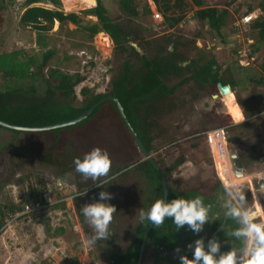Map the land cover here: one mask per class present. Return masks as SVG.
<instances>
[{
    "label": "rangeland",
    "instance_id": "obj_1",
    "mask_svg": "<svg viewBox=\"0 0 264 264\" xmlns=\"http://www.w3.org/2000/svg\"><path fill=\"white\" fill-rule=\"evenodd\" d=\"M39 1L33 6L53 8L44 0ZM58 1L60 10L74 13L82 26L95 22L93 17L82 13L93 7L95 0L92 5L91 0ZM99 1L110 19L124 22L117 0ZM183 2L182 19L173 28H168L162 21L157 5H152L148 0H135L138 14L144 7L149 10V14L138 15L132 20L133 27L144 30L140 33L142 44L171 34L173 40L185 45L176 49L183 56V66L201 55L213 58L221 70L229 68L235 86L225 96H220L216 87L195 92L191 82L176 88L175 107L158 121L149 154L162 172L168 170L165 178L167 187L177 192L192 188L205 191L215 182L225 191L216 173L231 184L235 171L241 169L245 179L236 183L243 187L247 201L251 205L253 193H256L259 203L264 206V116L257 115V103L264 98V85H255L250 81L258 77L263 48L255 51L253 65H238L236 51L248 47L251 50L255 36L250 25L241 29L231 26L234 19H239L248 11L258 10L259 0H202L204 7L228 11L221 37L194 18L195 7L189 0ZM0 5V55L20 51V60L23 55L39 63L44 50L53 51L40 76L26 80H4L0 74V91L33 85L36 93L41 95L45 89L44 80L51 69L79 77L80 82L74 87L73 104L77 107L83 100L82 89L97 94L110 91V81L120 73L124 57L115 52L105 34L98 33L90 39L86 31L69 23L61 28L53 23L50 31L42 34L46 45L43 49L35 43V32L19 23L25 0H0ZM155 11L160 15V20L152 16ZM176 13L173 11V14ZM257 16H260L259 10L255 14ZM130 46L141 53L137 44L132 43ZM168 50H172L171 45H168ZM145 54L149 58L148 53ZM177 80L171 79L166 84L171 86ZM191 92H195L196 99L190 97ZM211 96L216 98L212 99ZM104 112L101 110L86 123L44 132H17L0 128V158L9 155L10 163L7 175L0 183V264H72L73 259L75 264H109L106 256L98 254L95 247L86 245V240L93 235V229L83 215L82 220H79L71 204L77 189L84 188V184L96 185L94 183L99 181L84 180L80 174L76 175L72 163L75 158L83 159L94 148L108 152L112 160L109 174L115 173L112 176L116 178L99 190H96V186H90V189L86 187L87 191L82 190L86 194L77 203L80 207L81 204L84 206L97 202L101 191L112 194L113 199L104 202L114 205L117 210L110 225L114 246L116 250L122 251L131 244L140 222L139 211L148 210L151 187L144 172L138 169V165L143 162L142 156L118 119ZM217 118L223 120L222 125L216 123ZM212 128H224L227 132L225 158L228 167H215L213 153L196 136ZM5 147L6 150L1 152ZM231 157H236L234 164ZM179 158L183 161L173 167ZM259 182L263 183V188H258ZM35 202L42 209L12 217L14 212H20ZM260 211L264 218V207ZM56 229H60V232L56 233ZM206 234L203 232L201 238H205ZM226 236L223 230L216 237L221 247L227 241ZM185 250L187 243L181 245V251ZM175 254L173 258H177L178 262L173 264H180L179 256L184 254ZM185 255L189 259L193 258L192 253ZM163 256L164 252L155 254L146 251L142 254L140 264H155Z\"/></svg>",
    "mask_w": 264,
    "mask_h": 264
},
{
    "label": "trees",
    "instance_id": "obj_2",
    "mask_svg": "<svg viewBox=\"0 0 264 264\" xmlns=\"http://www.w3.org/2000/svg\"><path fill=\"white\" fill-rule=\"evenodd\" d=\"M44 1L53 8L46 9L33 6L36 3H40L39 0H25V7L19 17L20 25L35 32V43L37 46L43 49L46 48L42 34L49 32L54 22L57 23L58 28L69 23L77 29H82L88 33L90 39L98 33H103L112 43L115 52L124 57L120 73L110 81V91L106 94L92 93L87 89H82L83 100L81 105L77 107L73 104L75 100L74 87L80 82L79 77L51 69L48 71L47 79L44 80L45 89L41 95L36 93L33 85H28L26 88H6L0 91L1 122L20 127L53 125L72 120L99 100L105 97H113L122 108L126 121L141 141L144 149L151 153V143L156 136L153 131L158 121L170 114L174 109L176 88L191 82L194 88L193 91L198 92L206 87H215L216 83H220L221 85H227L230 92H232L235 86L229 74V68L226 67L221 70L213 58H204L201 55L197 60H190L183 66V56L176 49L183 48L185 45L173 40L171 34L158 37L151 42L144 41L145 43L142 44L140 33L144 30L141 27H133L132 20L136 19L138 15L145 16L149 14V10L144 7L141 13L138 14L135 0H117L119 10L124 15L123 23L110 19L100 1L95 0L92 8L82 12L86 16L95 19V22L88 24V26H82L79 18L74 13L61 11L58 0ZM152 1L157 5L161 12L162 21L168 28H173L180 22L184 8L183 0H173L172 2L171 0ZM189 1L195 7L194 18L199 22L205 23L211 31L221 37V29L225 25L228 11L204 7L202 0ZM233 1L236 0H230V2ZM158 2H161V4H158ZM92 4L93 0L90 2V5ZM257 8L260 16H257L249 26L255 36V43H253L251 51L256 53L255 51L263 48V52L258 64V77L250 79V81L255 85H264V0H259ZM173 11H177L176 15L173 14ZM104 41L108 44L106 38H104ZM132 43L137 44L141 52H147L149 58L140 56L135 49L130 47ZM168 45L172 46L171 51L168 50ZM18 55H21L20 51L0 55V74L4 80L8 78L26 80L30 77L40 76L42 68L53 55V51L44 50L41 53V61L39 63H36L31 57H24L23 55L20 60ZM176 78L178 80L173 85L168 86L166 84L167 81ZM195 92L190 93L192 99L197 98L194 94ZM101 110H105L104 114L116 117L125 134L133 142L120 121L112 102L103 103L78 124L86 123L96 117ZM222 121L218 120V118L216 119V123L221 125L223 124ZM182 161V158L177 159L173 167ZM72 163L71 166H73ZM138 169L144 172L150 183L149 209L156 200L162 199L160 181L156 172L146 161L140 163ZM112 174H109V176H112ZM163 174L166 178L168 170H164ZM99 182H102V180L95 183ZM83 186L84 188L77 189L78 193L92 185L84 184ZM197 196L203 199L205 205H211L209 223L205 224L203 231L197 234V237H194V232L189 230L187 225L178 230L171 219H166L164 224L158 228L152 225L142 254L146 251H152L155 254L166 251L168 256L158 258L155 264H173L177 261V258H173L175 249L179 248L181 250L183 242L194 243L197 238H201L203 232H207L204 238L206 244L208 237L220 226L222 219L225 217V209L222 207L223 203H221L225 197V191L220 187V184L215 182L209 189L205 188V191H201L200 188H192L185 192H177L167 187L166 202L176 198L191 200ZM220 197L222 198L219 199ZM78 200V198H74L72 202L76 215L81 221L82 213L77 203ZM11 209H15V207H11ZM147 224L148 221L139 222L131 244L124 250H116L114 236L112 235L107 241H98L95 245V251L100 255L106 256L109 264H136L139 246ZM236 227L238 225L234 220L226 219L224 227L213 236L216 238L219 233L223 232V229L226 232L227 241L221 247L222 252H227L231 249V243L228 240L239 245L238 241L228 235L229 231ZM55 231L56 233L60 232V229ZM181 252L183 254L192 253L188 248L187 251ZM72 262V264H75L74 259ZM66 264H70V262Z\"/></svg>",
    "mask_w": 264,
    "mask_h": 264
},
{
    "label": "clouds",
    "instance_id": "obj_3",
    "mask_svg": "<svg viewBox=\"0 0 264 264\" xmlns=\"http://www.w3.org/2000/svg\"><path fill=\"white\" fill-rule=\"evenodd\" d=\"M243 112V111H242ZM223 134V130H220ZM75 171L84 180H101L97 187L109 185L115 176H109L112 168V160L106 150L94 148L81 158H75ZM245 179L243 170L235 171V178L230 185L225 186V199L222 207L225 209V218L236 222L238 227L229 231L228 235L239 242L234 244L231 240V249L221 252V242L213 237L205 245L204 238L196 239L194 243L188 244L187 248L192 252L193 258L187 255H180V264H264V218L257 199V194L253 193L252 204L247 201L243 187L236 183ZM82 193L81 196L85 195ZM113 199L112 194L107 191L99 193V201L86 204L81 207V213L86 222L93 229V235L86 240L88 247H95L98 241H107L113 233L110 225L117 212L116 207L109 201ZM211 205H205L203 199L197 196L187 200L183 198L172 199L165 202V199L156 200L147 210L139 211V221H148L154 227H160L166 219H171L178 230L186 225L195 234L203 231L205 224L209 223V212ZM224 230V229H223ZM180 249H175L177 254Z\"/></svg>",
    "mask_w": 264,
    "mask_h": 264
},
{
    "label": "water",
    "instance_id": "obj_4",
    "mask_svg": "<svg viewBox=\"0 0 264 264\" xmlns=\"http://www.w3.org/2000/svg\"><path fill=\"white\" fill-rule=\"evenodd\" d=\"M215 87H216L220 96H225L227 94H230V90H229L227 85H221L220 83H216ZM211 98L215 99L216 96H211ZM105 102H112L114 104L119 119L121 120L122 124L124 125L125 129L127 130L128 134L130 135V137L132 138V140L136 146L137 151L139 152V154L143 158V161H146L152 167V169L156 172V174L158 175L161 190H162V199H165V202H166L167 184H166V179H165L163 172L156 165L152 156L144 149L141 141L138 139V137L136 136V134L134 133V131L131 129L128 122L126 121V119L123 115L122 108L120 107L117 100L113 97H105V98L99 100L98 102L93 104L91 107H89L86 111H84L82 114H80L78 117H76L72 120H69V121H65V122H61V123H57V124H53V125L41 126V127H20V126L10 125V124H7V123L0 121V128H4L7 130H11V131H17V132H44V131H48V130L63 128V127L71 126V125H74L76 123H79V122L85 120L93 110H95L97 107H99L100 105H102ZM258 188H263V183L259 182ZM225 221H226V218H223L220 226L209 236L208 240L213 238V236L216 233H218L224 227ZM151 227H152V225L149 224V222H148V224L145 228V231L143 233L142 239H141L136 264H140V262H141L143 248H144L145 241H146L147 235H148ZM208 240L206 241V244H205L206 246H207Z\"/></svg>",
    "mask_w": 264,
    "mask_h": 264
},
{
    "label": "built area",
    "instance_id": "obj_5",
    "mask_svg": "<svg viewBox=\"0 0 264 264\" xmlns=\"http://www.w3.org/2000/svg\"><path fill=\"white\" fill-rule=\"evenodd\" d=\"M148 2L152 5H155L152 0H148ZM152 16L155 19L160 20V15L155 11ZM256 19L255 14L253 13H247L239 17V19H234L231 22V26L234 29H241L243 26L250 25L254 20ZM237 56V63L240 66H250L253 65L255 62V53H252V51L248 48H242L238 51H236ZM257 115L264 116V109L260 110ZM220 130H223V134H220ZM196 136L201 138L205 144L208 146L209 150L213 153L214 157L217 159V161L222 162L223 157L225 156L226 151V141H227V132L224 128H212L209 130L202 131L198 133ZM217 176V175H216ZM218 179V177H217ZM220 182V180L218 179ZM42 209V206L39 205L38 202H35L28 207L25 206L22 211L20 212H14L12 217L17 218L22 215L27 214L28 212H34L39 211Z\"/></svg>",
    "mask_w": 264,
    "mask_h": 264
},
{
    "label": "flooded vegetation",
    "instance_id": "obj_6",
    "mask_svg": "<svg viewBox=\"0 0 264 264\" xmlns=\"http://www.w3.org/2000/svg\"><path fill=\"white\" fill-rule=\"evenodd\" d=\"M131 48H133L134 49V47H132V46H130ZM138 52V51H137ZM139 53V52H138ZM139 55L140 56H143V57H145V58H147V56H146V54H145V52L144 51H142L141 53H139ZM121 121V120H120ZM136 147V146H135ZM4 150H6V147L5 148H3L2 149V151L1 152H3ZM8 158H9V155H5V156H3V158L1 159L0 158V183L3 181V179L6 177V175H7V172H8V169H9V167H10V163H9V161H8ZM236 157H231V161H232V163L233 162H235L236 160ZM234 164V163H233ZM234 168V167H233ZM78 175H79V173H78ZM81 176V175H80ZM99 183H101V182H99ZM94 184H97V183H94ZM94 186H96V185H93V186H91V187H94ZM90 187V188H91ZM89 188V189H90ZM96 188V190H99L101 187H95ZM86 191H87V189H86ZM80 193H83L82 191L80 192ZM80 193H78L77 192V195H74V197H73V199L74 198H78V199H81V201H82V199H83V196H81V195H79ZM73 199L71 200V204H72V206H73ZM82 207V204H81V206H80V208ZM74 208V207H73ZM225 218V217H224ZM223 220V219H222ZM194 237H197V234H195L194 233V235H193ZM197 239H199V238H197ZM182 244H186V243H182ZM187 246H188V243H187ZM183 254V253H182ZM185 255V254H184ZM167 257L168 256V253L165 251L164 252V256L163 257ZM177 261L176 262H174V263H177L178 262V259H176ZM174 261V260H173ZM172 261V262H173ZM160 262V261H159Z\"/></svg>",
    "mask_w": 264,
    "mask_h": 264
},
{
    "label": "bare ground",
    "instance_id": "obj_7",
    "mask_svg": "<svg viewBox=\"0 0 264 264\" xmlns=\"http://www.w3.org/2000/svg\"><path fill=\"white\" fill-rule=\"evenodd\" d=\"M230 93H231V92H230ZM227 95H228V94H227ZM225 157H226V156L223 157L222 162H219V161H217V159H216L215 167H216V166H221V167H223V165H225V166L228 167V162H227V160H226ZM226 164H227V165H226ZM216 175H217L218 179L220 180V183H221L223 186L230 185L228 182L223 181V180L219 177L218 173H216Z\"/></svg>",
    "mask_w": 264,
    "mask_h": 264
},
{
    "label": "crops",
    "instance_id": "obj_8",
    "mask_svg": "<svg viewBox=\"0 0 264 264\" xmlns=\"http://www.w3.org/2000/svg\"><path fill=\"white\" fill-rule=\"evenodd\" d=\"M248 13L256 14V13H258V10H257V9H254V10L248 12ZM54 23H55V22H54ZM262 109H264V98H261V99L258 101V103H257V110L260 111V110H262Z\"/></svg>",
    "mask_w": 264,
    "mask_h": 264
}]
</instances>
